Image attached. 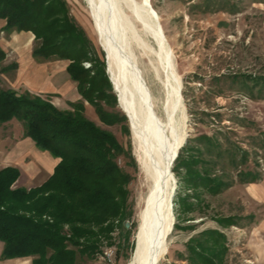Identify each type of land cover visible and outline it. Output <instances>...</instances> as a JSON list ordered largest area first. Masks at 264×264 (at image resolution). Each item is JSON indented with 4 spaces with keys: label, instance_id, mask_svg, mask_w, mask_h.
<instances>
[{
    "label": "trees",
    "instance_id": "16d2710c",
    "mask_svg": "<svg viewBox=\"0 0 264 264\" xmlns=\"http://www.w3.org/2000/svg\"><path fill=\"white\" fill-rule=\"evenodd\" d=\"M228 3L215 0L212 6L224 10ZM0 19L5 20L6 31L32 32L34 57L67 60L66 72L80 95L68 101V108H59L47 95L0 88V124L17 119L24 136L59 159L52 173L30 188L13 186L20 175L17 167L0 169V260L31 257L30 264H82L103 254L104 247L117 246L115 231L128 239L125 222L132 215L129 184L133 175L127 167L136 169L130 148L90 119L84 103L93 106L102 123L120 125L124 134L129 133L126 115L117 107L103 52L77 22L68 0H0ZM4 57L0 47V61ZM85 61L88 66L83 65ZM251 82L250 92L255 88L261 92L264 77L251 78ZM199 139L213 145L207 134ZM187 149L180 147L172 171L180 174L189 189L201 187L217 195L230 186L222 175H212L208 167L199 166L205 160ZM242 173L248 177L244 182L258 178L251 171ZM176 197L183 212L194 209L188 195ZM216 221L223 226L238 224L235 216ZM225 241L218 229H205L188 239L187 255L179 256L189 264H220L227 251Z\"/></svg>",
    "mask_w": 264,
    "mask_h": 264
},
{
    "label": "rangeland",
    "instance_id": "374dc122",
    "mask_svg": "<svg viewBox=\"0 0 264 264\" xmlns=\"http://www.w3.org/2000/svg\"><path fill=\"white\" fill-rule=\"evenodd\" d=\"M68 1L71 13L85 29L94 47L103 52L104 59L106 52L89 3L86 0ZM214 1L150 0L172 49L175 70L183 81L185 114L175 125L176 132L184 135L181 147H189V150H185L187 153L189 151L205 160L199 166L208 167L212 175H222L225 181L230 182V186L222 192L211 195L201 187L189 189L180 174L172 171L175 180L173 214L178 228H172L167 252L159 264H189L184 256L180 258L179 253L187 255L185 245L188 239L205 229H218L226 237L227 251L220 264H264V184H260L264 180V87L262 86L261 92L259 88H255L253 92L249 90L251 78L264 77V0H228L227 9L224 10H214ZM206 2L210 6H206ZM134 22L142 33L140 24L135 20ZM144 38L149 43L152 42L149 37ZM130 45L153 95L155 108L162 115L157 102L161 93L160 83L148 65V58L134 43L130 42ZM33 46L34 38L31 50ZM8 53L23 55L22 52L12 53L10 49ZM24 55H29L28 50ZM67 62L51 58L41 67L47 69L51 80V77L56 78L51 76L52 72L62 71ZM83 65L88 66L89 62H83ZM11 81L14 82V79ZM75 83H71L72 89L68 95L41 94L47 95L57 107L68 108V101H71L68 98L80 99ZM84 104L85 114L90 119L114 133L125 148H130L136 161V169L127 167L133 175L129 184L132 215L126 221V228L130 230L128 239L123 240L118 231H115L113 235L117 246L104 247L103 254L92 260H85L82 264H127L135 248L140 215L145 208L148 192L140 151L136 146L129 118L121 107L117 105L126 115L128 134L122 133L120 125L102 123L93 106L88 102ZM2 127L4 131L6 128L8 131L3 140L7 144L17 141L19 136L24 138L23 127L21 128L17 119L1 123L0 131ZM201 134L209 135L213 145L199 139ZM167 136L170 138L171 134L167 133ZM195 147L201 154L197 153ZM120 163L123 164V161ZM174 165L173 162L172 167ZM180 171L183 172L182 167ZM242 171L258 175L254 184L243 181L248 177ZM257 183V189H254ZM185 195L189 196L188 202L194 205V209L188 213L181 210L180 201L176 197ZM226 216H235L238 224L223 226L216 221L217 218ZM188 218L192 219L187 220ZM1 249L0 242V252ZM30 262L31 257L0 260V264Z\"/></svg>",
    "mask_w": 264,
    "mask_h": 264
},
{
    "label": "bare ground",
    "instance_id": "6f19581e",
    "mask_svg": "<svg viewBox=\"0 0 264 264\" xmlns=\"http://www.w3.org/2000/svg\"><path fill=\"white\" fill-rule=\"evenodd\" d=\"M86 1L107 54L108 74L119 106L129 118L148 184L135 248L127 264H153L157 258L156 264H159L167 252L174 224L171 196L175 180L171 167L184 141V135L178 134L175 128L177 120L185 114L183 81L175 70L172 49L158 14L149 5L150 0ZM133 19L140 24L142 33ZM144 36L152 42L146 41ZM130 42L148 58V65L160 83L161 93L157 102L162 115L155 108L153 95ZM167 133L171 134L170 138ZM166 231L170 232L166 235Z\"/></svg>",
    "mask_w": 264,
    "mask_h": 264
},
{
    "label": "crops",
    "instance_id": "0c3cea01",
    "mask_svg": "<svg viewBox=\"0 0 264 264\" xmlns=\"http://www.w3.org/2000/svg\"><path fill=\"white\" fill-rule=\"evenodd\" d=\"M4 25L5 20L0 19V47L5 52L4 59L0 61V88L24 89L36 94L57 93L59 95H68L72 89L71 83L74 81L66 72L67 63H64L62 71L58 73L52 72L51 76L56 78L51 77L50 80L47 69L45 70L41 67L42 64L46 63L47 59L36 58L32 55L31 42L34 38L32 32L6 31L3 29ZM8 49L12 53L14 51L18 52V54L22 52L23 55H9ZM27 50L29 55H24ZM11 79H14V82ZM76 98L78 97L68 99L73 101ZM13 119L15 118L9 121ZM7 135V128L5 131L4 128L1 129L0 169L5 166H15L19 169L20 175L15 181L14 187L30 188L41 184L52 173L59 159L53 157L46 150H39L34 141L27 136H24L23 139H21L22 136H19L17 141H10V144H7L6 141H3ZM27 160L30 162H26ZM260 184L262 186L264 180ZM257 186L258 183L254 189H257Z\"/></svg>",
    "mask_w": 264,
    "mask_h": 264
},
{
    "label": "water",
    "instance_id": "95a60500",
    "mask_svg": "<svg viewBox=\"0 0 264 264\" xmlns=\"http://www.w3.org/2000/svg\"><path fill=\"white\" fill-rule=\"evenodd\" d=\"M150 5V7H151V4H149ZM104 51V50H103ZM104 59H105V63H106V73H107V75H108V77H109V80H110V82H111V84H112V89H113V92L116 94V92H115V88H114V86H113V82H112V79H111V77H110V75L108 74V69H107V58H106V54H105V56H104ZM116 97H117V94H116ZM117 105L119 106V101H118V97H117ZM120 107V106H119ZM123 112V111H122ZM124 113V112H123ZM178 154V153H177ZM176 157H177V155H176ZM173 196H174V193L172 194V196H171V206L173 207ZM173 225V224H172ZM125 226L126 227H128V222H125ZM170 231H166V235L169 233ZM158 259L159 258H157L156 260H155V262L153 263V264H156V262L158 261Z\"/></svg>",
    "mask_w": 264,
    "mask_h": 264
}]
</instances>
